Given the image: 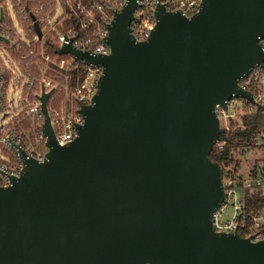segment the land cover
<instances>
[{
    "label": "water",
    "instance_id": "obj_1",
    "mask_svg": "<svg viewBox=\"0 0 264 264\" xmlns=\"http://www.w3.org/2000/svg\"><path fill=\"white\" fill-rule=\"evenodd\" d=\"M137 5L109 23L105 55L57 50L104 73L68 144L41 96L50 150L40 160L17 144L25 166L0 185V264H264V238L214 228L226 193L210 156L216 105L254 99L239 80L264 61V0H202L193 16L159 3L142 41Z\"/></svg>",
    "mask_w": 264,
    "mask_h": 264
},
{
    "label": "built area",
    "instance_id": "obj_2",
    "mask_svg": "<svg viewBox=\"0 0 264 264\" xmlns=\"http://www.w3.org/2000/svg\"><path fill=\"white\" fill-rule=\"evenodd\" d=\"M126 0H0V185H10L12 177H19L24 158L18 145L26 153L43 160L50 150L44 130L45 113L41 96L51 92L47 108L55 138L68 144L79 134L85 122L83 106L98 91L104 71L77 57L73 52L58 53L65 44L73 43L82 51L105 55L110 52L107 40L108 25L123 9ZM159 3L168 10H181L193 16L202 0H138L132 19L131 33L139 40L150 37L155 26L154 11ZM36 17L42 29L39 37ZM48 42L54 47L49 51ZM264 50V36L260 38ZM240 85L253 94V100L233 95L226 104H217L222 139L218 146L228 143L229 137L246 129L243 117L253 113L264 115V61L253 66L250 73L239 80ZM12 91V94H10ZM221 134V133H220ZM238 139V138H237ZM234 149H247L242 139ZM264 146V127L252 137L251 143ZM232 150V154L234 153ZM223 175L225 199L214 213V228L234 232L247 229L253 240L264 238V211L248 210L249 192H264V165H258L249 176L230 173ZM230 170V171H229ZM252 223L248 224V218ZM146 264H153L147 262Z\"/></svg>",
    "mask_w": 264,
    "mask_h": 264
},
{
    "label": "trees",
    "instance_id": "obj_3",
    "mask_svg": "<svg viewBox=\"0 0 264 264\" xmlns=\"http://www.w3.org/2000/svg\"><path fill=\"white\" fill-rule=\"evenodd\" d=\"M49 51L54 52V47L51 46L50 42H48ZM243 123L246 126V129L244 131H238L233 133L229 137V141L227 144H225L223 147L218 146L216 143L215 147L212 149L210 156L214 160H218L222 165V173L224 175L225 172H228L227 168L231 166L234 162L235 167L233 170H229L230 173L234 174L235 170L239 167V161L233 157L232 150L234 147H237L239 144L238 139H242L244 142L251 141V137L261 128L264 127V115L262 113H253L251 115H246L243 117ZM224 137V133L221 132L219 139H222ZM238 138V139H237ZM250 144V143H248ZM264 207V197L262 196H256L250 197L247 202V208L248 210H258ZM252 218H248V224L252 223ZM240 232L243 235L248 234L247 229H240Z\"/></svg>",
    "mask_w": 264,
    "mask_h": 264
},
{
    "label": "rangeland",
    "instance_id": "obj_4",
    "mask_svg": "<svg viewBox=\"0 0 264 264\" xmlns=\"http://www.w3.org/2000/svg\"><path fill=\"white\" fill-rule=\"evenodd\" d=\"M10 94H12V91H10ZM1 117V114H0ZM250 143V144H248ZM246 144L247 149L242 152L240 148L233 150V157H235L236 160L239 161V167L235 170L236 173H239V175L242 176H249V174H252L254 171H256V168L258 165H264V146H258L256 144L249 142H244ZM1 149V145H0ZM2 152V151H1ZM0 152V153H1ZM234 162L230 168L235 167ZM250 195L253 197L254 195L262 196L264 197V192H249ZM261 210L264 211V207L261 208Z\"/></svg>",
    "mask_w": 264,
    "mask_h": 264
}]
</instances>
